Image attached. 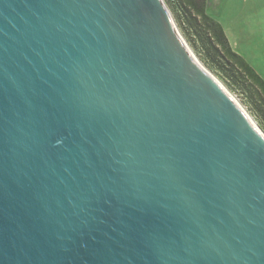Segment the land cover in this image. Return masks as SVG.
<instances>
[{"label":"water","instance_id":"obj_1","mask_svg":"<svg viewBox=\"0 0 264 264\" xmlns=\"http://www.w3.org/2000/svg\"><path fill=\"white\" fill-rule=\"evenodd\" d=\"M163 0H0V264H264V132Z\"/></svg>","mask_w":264,"mask_h":264},{"label":"trees","instance_id":"obj_2","mask_svg":"<svg viewBox=\"0 0 264 264\" xmlns=\"http://www.w3.org/2000/svg\"><path fill=\"white\" fill-rule=\"evenodd\" d=\"M164 1L179 32L202 64L213 71L223 70L220 80L235 91L264 132V79L231 48L221 24L207 13V0Z\"/></svg>","mask_w":264,"mask_h":264},{"label":"rangeland","instance_id":"obj_3","mask_svg":"<svg viewBox=\"0 0 264 264\" xmlns=\"http://www.w3.org/2000/svg\"><path fill=\"white\" fill-rule=\"evenodd\" d=\"M165 5L167 6L166 3ZM168 10L170 11L169 8ZM206 11L221 24L231 48L243 56L264 79V0H208ZM170 14L173 18L171 11ZM189 48L191 49L190 46ZM191 51L194 53L192 49ZM194 55L202 64L198 56ZM204 67L233 95L258 126L240 97L220 80L223 70L213 71ZM258 128L260 129L259 126Z\"/></svg>","mask_w":264,"mask_h":264},{"label":"bare ground","instance_id":"obj_4","mask_svg":"<svg viewBox=\"0 0 264 264\" xmlns=\"http://www.w3.org/2000/svg\"><path fill=\"white\" fill-rule=\"evenodd\" d=\"M181 40H182L183 44L186 46V48L188 49V51L191 53V55L197 60V58L195 57L194 53L191 51V49H190L189 46L187 45L185 39L182 37ZM227 92H228V91H227ZM229 94H230V96H231L234 100H236V99L233 97V95H232L231 93H229Z\"/></svg>","mask_w":264,"mask_h":264},{"label":"crops","instance_id":"obj_5","mask_svg":"<svg viewBox=\"0 0 264 264\" xmlns=\"http://www.w3.org/2000/svg\"><path fill=\"white\" fill-rule=\"evenodd\" d=\"M208 7V0L206 1V8ZM210 15V14H209Z\"/></svg>","mask_w":264,"mask_h":264}]
</instances>
